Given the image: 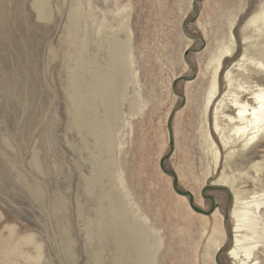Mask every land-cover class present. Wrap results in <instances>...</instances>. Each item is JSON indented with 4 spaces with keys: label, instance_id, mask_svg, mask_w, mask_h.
<instances>
[{
    "label": "rangeland",
    "instance_id": "374dc122",
    "mask_svg": "<svg viewBox=\"0 0 264 264\" xmlns=\"http://www.w3.org/2000/svg\"><path fill=\"white\" fill-rule=\"evenodd\" d=\"M220 50L221 96L232 70L264 74V0H0V264H236L264 134L223 148L217 102L203 117Z\"/></svg>",
    "mask_w": 264,
    "mask_h": 264
},
{
    "label": "bare ground",
    "instance_id": "6f19581e",
    "mask_svg": "<svg viewBox=\"0 0 264 264\" xmlns=\"http://www.w3.org/2000/svg\"><path fill=\"white\" fill-rule=\"evenodd\" d=\"M225 51L226 50H220V52H215L210 58V63H213L214 66L213 68L211 67L213 72L211 74V84L209 83L210 85L208 86V91L205 97L203 117L207 120L208 111L212 107V104L217 102L214 118V131L220 136L223 148L229 146L231 144L230 141H232L233 138H236L237 142H241L243 148H247L264 134V82L254 78L255 76L260 75L264 77V74H262L260 70L257 69L256 71V69H254L252 73L253 77L252 79H249L247 76H243V74L239 72V69L232 70L225 81L226 91H224L221 96L218 71L224 64V55L228 50ZM251 55L256 56V59L262 57V55L256 54V52L251 53ZM247 60L245 59L241 65L235 66L241 67ZM260 66H263V64H260ZM108 92L109 91H107V93ZM74 94L75 97L79 99V105H77V107L81 109V103L83 102L82 91L78 89ZM95 96L96 98L94 99V96L90 94L87 96L86 102L87 106H90V104L92 105L90 116L93 120L95 118L94 116H97L98 108L101 107L97 102L96 94ZM96 103L99 106L96 105ZM82 114V111L81 113L74 112V115H77L76 119L84 123ZM76 126L80 128V123L76 122ZM86 129L87 126L84 124L82 131H86ZM101 130H103V128L97 132L98 130L93 124L92 130L86 132V134L98 139ZM212 142L213 141H211L212 152L215 160H218L220 151L217 147L213 146ZM99 146L100 145H98V147ZM110 201L112 202V200ZM111 202L109 203L111 204ZM231 217L235 223L233 231L235 234L234 245L230 250L231 260L236 264H257L255 252L260 248L259 244L261 240L264 239V234L260 233L262 229L260 225L264 219V191L252 195L248 199H242L240 196H236ZM108 219L110 220L113 218L110 215ZM260 234L263 236H260ZM208 249L212 253L213 245H208ZM196 255L194 258V264L197 263ZM201 260L202 264H211L208 253L203 254Z\"/></svg>",
    "mask_w": 264,
    "mask_h": 264
},
{
    "label": "crops",
    "instance_id": "0c3cea01",
    "mask_svg": "<svg viewBox=\"0 0 264 264\" xmlns=\"http://www.w3.org/2000/svg\"><path fill=\"white\" fill-rule=\"evenodd\" d=\"M77 37H78V34L76 35ZM101 40L102 41H104V38H101ZM84 41L85 42H83L84 43V47H79V50H77V51H79V53H78V56L80 55V54H82V50L81 49H84L85 50V56H79V59L82 61V58L84 59V58H87V59H89V57H88V53H87V51H86V46L85 45H87V43L88 42H90L91 41V38H88V39H86V37H84ZM121 45V44H120ZM104 51V52H103ZM103 54H104V57H103V59L104 60H107V59H110V57H112V56H109L108 55V53L103 49ZM109 52V51H108ZM109 54H110V52H109ZM114 60L115 61H117V58L114 56ZM92 61L94 62V58H92ZM79 63V62H78ZM79 66V64H77L76 65V67H78ZM95 71V70H94ZM106 76V75H105ZM109 76V78H111V75H108ZM108 76H106V78L108 77ZM106 84H107V81L105 82ZM92 84V83H91ZM86 85V84H85ZM92 86V87H91ZM90 86V88H96L95 90H96V92L99 90V89H101V88H99V87H101V85H99V86H97V84H95V85H91ZM109 93H111V91L110 92H108L107 94H109ZM82 98H83V96H82ZM43 103V102H42ZM37 104V102L35 103V108H34V110H40V109H43V107H38V105H36ZM31 108V107H30ZM36 115V118H39L40 119V117H42V114L41 113H36L35 114ZM84 121V120H83ZM84 124H86L85 123V121H84V123L82 124V125H80V126H84ZM83 130V129H82ZM84 133V132H83Z\"/></svg>",
    "mask_w": 264,
    "mask_h": 264
}]
</instances>
